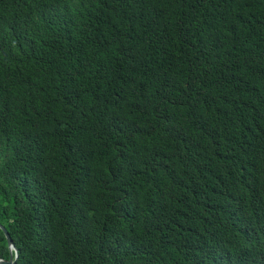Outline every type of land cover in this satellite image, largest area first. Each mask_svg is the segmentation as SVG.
<instances>
[{"label":"trees","instance_id":"trees-1","mask_svg":"<svg viewBox=\"0 0 264 264\" xmlns=\"http://www.w3.org/2000/svg\"><path fill=\"white\" fill-rule=\"evenodd\" d=\"M0 259L264 264V0H0Z\"/></svg>","mask_w":264,"mask_h":264},{"label":"water","instance_id":"water-1","mask_svg":"<svg viewBox=\"0 0 264 264\" xmlns=\"http://www.w3.org/2000/svg\"><path fill=\"white\" fill-rule=\"evenodd\" d=\"M0 231L2 232L4 239L6 241L8 252L9 253L12 252L13 253V259H15L16 258V249L13 246L10 238L8 237L7 232L5 231V229L2 226H0ZM0 264H13V263L11 261V257L9 256V258L6 261L0 259Z\"/></svg>","mask_w":264,"mask_h":264}]
</instances>
